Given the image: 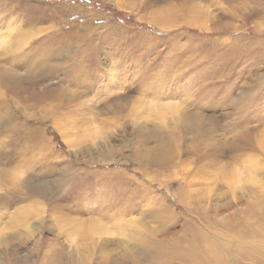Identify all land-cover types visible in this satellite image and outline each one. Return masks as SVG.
Instances as JSON below:
<instances>
[{
	"label": "rangeland",
	"instance_id": "obj_1",
	"mask_svg": "<svg viewBox=\"0 0 264 264\" xmlns=\"http://www.w3.org/2000/svg\"><path fill=\"white\" fill-rule=\"evenodd\" d=\"M254 219L264 0H0V264H264Z\"/></svg>",
	"mask_w": 264,
	"mask_h": 264
},
{
	"label": "bare ground",
	"instance_id": "obj_2",
	"mask_svg": "<svg viewBox=\"0 0 264 264\" xmlns=\"http://www.w3.org/2000/svg\"><path fill=\"white\" fill-rule=\"evenodd\" d=\"M192 19H193V17H192ZM8 82V84L10 83V85L11 86H14L15 84L16 85H18V84H20V82L18 83V78H16L15 76H8V80H7ZM18 83V84H17ZM21 85V84H20ZM22 86V85H21ZM10 87V86H9ZM17 87V86H16ZM14 88V87H13ZM9 89V88H8ZM15 89V88H14ZM25 89V88H24ZM30 209V208H29ZM233 219V218H232ZM255 220V219H254ZM13 221V220H12ZM229 221H230V219H229ZM27 222V221H26ZM16 223V222H15ZM97 223L98 224H100V222L99 221H97ZM245 226L244 227H247V226H249V227H251L252 229L253 228H255V229H260V226H261V228H262V230L264 231V220H259V221H257V219L255 220V222H253V221H250L249 222V224H247V223H243ZM100 226V225H99ZM243 227V226H242ZM261 230V229H260ZM191 232H192V237H194V239H196V241H197V243H200L202 240H203V238H202V231H198V230H196V229H191ZM234 236V235H233ZM242 237V236H241ZM198 238H202V240L201 241H199V239ZM116 241V240H118V239H113L112 241ZM259 240V239H258ZM111 241V242H112ZM195 241V240H194ZM109 242V241H108ZM203 242V241H202ZM256 242H258L257 243V245H259V246H261V247H264V241L263 240H260V241H256ZM157 244V243H156ZM256 245V246H257ZM210 246V245H209ZM129 247H126V249H128ZM159 249V248H158ZM156 250V252L154 253V256H152V262L153 263H159L160 261H158L157 259V255L159 254L162 258H163V260L164 259H169V260H175L176 258H178V259H185V260H187V259H191V260H193L195 263H197V264H204L203 262H204V258L205 257H207V254H206V249L205 248H203V246H199L198 248L197 247H194L193 245H192V247H190L189 249H184V248H182V249H179L178 251H176L175 249H173V251L174 252H176V254H174L173 253V251H172V249L171 248H165V249H163V250H157V249H155ZM254 250V249H253ZM258 250V249H257ZM262 250V249H261ZM120 251H122V249L120 250ZM191 251H193V252H191ZM194 251H196V252H194ZM207 251H208V249H207ZM263 251V250H262ZM191 252V253H190ZM250 254H249V256L251 255H254V256H252V257H255L256 256V254H257V252L254 250V251H251L250 250V252H249ZM201 257V258H200ZM118 264H127V260L125 259V258H119L118 259Z\"/></svg>",
	"mask_w": 264,
	"mask_h": 264
}]
</instances>
